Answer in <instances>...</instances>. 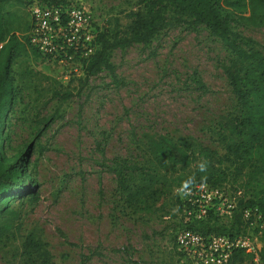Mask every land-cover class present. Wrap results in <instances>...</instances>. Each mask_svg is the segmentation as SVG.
Wrapping results in <instances>:
<instances>
[{
  "label": "rangeland",
  "instance_id": "obj_1",
  "mask_svg": "<svg viewBox=\"0 0 264 264\" xmlns=\"http://www.w3.org/2000/svg\"><path fill=\"white\" fill-rule=\"evenodd\" d=\"M31 1L5 4L16 14L21 37L31 23ZM79 1L103 31L116 18L128 22L127 13L139 6V0ZM235 15L233 30L264 53V19L251 18L249 10ZM231 57L204 24L170 19L149 43L114 49L113 70L87 81L85 74L67 78L63 66L29 46L13 58L15 101L1 153L9 162L26 155V189L39 199L28 193L0 215V264H81L82 255L90 256L86 264H194L175 241L183 207L179 186L156 210H142L127 201L111 167L122 165L132 188L141 186V171L131 167L151 164L146 143L152 134L190 135L223 151L211 131L234 104L222 68ZM67 88L74 94L63 100ZM242 224L241 215L233 230ZM258 242L264 247L263 231Z\"/></svg>",
  "mask_w": 264,
  "mask_h": 264
},
{
  "label": "trees",
  "instance_id": "obj_2",
  "mask_svg": "<svg viewBox=\"0 0 264 264\" xmlns=\"http://www.w3.org/2000/svg\"><path fill=\"white\" fill-rule=\"evenodd\" d=\"M10 1L0 0V41H6L0 52V215L9 214L13 200L28 193L32 200L39 199L34 190L26 189L31 178L25 169L26 155L9 162L1 153L7 114L15 101L11 62L26 53L28 46L33 49L28 36L21 37L16 31V14L4 10ZM16 1L23 3V0ZM40 1L69 3L66 0ZM244 10L250 11L251 18L264 19V0H139L138 8L127 13L128 22L116 18L112 28L99 31L98 49L84 73V81H87L102 69L113 70L110 59L114 49L149 43L170 19L176 23L204 24L231 50L232 57L228 63H222V68L229 80L234 104L227 113L219 116L211 131L213 140L223 151L190 135L175 138L152 134L148 135L146 143L151 164L131 167L141 171L144 180L141 186L132 188L122 165L111 167L127 194V201L147 211L156 210L160 198L168 195L172 186H180L189 177L194 176L196 183L215 186L226 185L225 182L231 180L233 191H243L234 221L227 227L226 222L211 217L190 225L203 233L239 232L241 227L233 230L234 225L247 207H258L264 218V53L255 47L254 40L239 34L231 26L238 20L235 14ZM73 94L67 88L62 99L67 100ZM201 160L208 162L205 172L198 169ZM250 188L254 191L249 195ZM258 254L264 264V247ZM253 258L254 253L239 249L233 253L230 264L250 263ZM89 259L90 256L82 255L81 264H86Z\"/></svg>",
  "mask_w": 264,
  "mask_h": 264
},
{
  "label": "built area",
  "instance_id": "obj_3",
  "mask_svg": "<svg viewBox=\"0 0 264 264\" xmlns=\"http://www.w3.org/2000/svg\"><path fill=\"white\" fill-rule=\"evenodd\" d=\"M30 14L26 33L30 46L46 61L63 66L67 78L84 75L98 49L100 31L91 9L79 0L65 4L36 0L30 4ZM5 44L0 41V52ZM242 195V190L233 191L229 185L196 183L191 195L182 198L181 220L175 233L179 252L194 264H230L233 253L241 249L254 253L253 261L244 264H262L258 233L264 229V218L258 207L242 211L243 224L234 234L203 233L190 226L211 217L231 220Z\"/></svg>",
  "mask_w": 264,
  "mask_h": 264
},
{
  "label": "clouds",
  "instance_id": "obj_4",
  "mask_svg": "<svg viewBox=\"0 0 264 264\" xmlns=\"http://www.w3.org/2000/svg\"><path fill=\"white\" fill-rule=\"evenodd\" d=\"M207 167H208V162L206 160H201L198 164V169L201 172H205ZM195 185H196L195 177L194 176L189 177L181 182V185L177 189H175V193L181 198H186L189 195H191Z\"/></svg>",
  "mask_w": 264,
  "mask_h": 264
}]
</instances>
